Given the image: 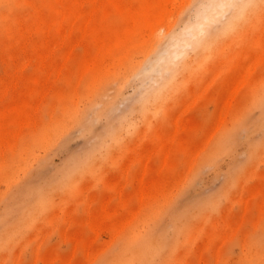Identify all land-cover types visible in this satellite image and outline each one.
I'll use <instances>...</instances> for the list:
<instances>
[{
	"label": "rangeland",
	"instance_id": "1",
	"mask_svg": "<svg viewBox=\"0 0 264 264\" xmlns=\"http://www.w3.org/2000/svg\"><path fill=\"white\" fill-rule=\"evenodd\" d=\"M102 1L103 48L96 0H0V264H114L129 243L150 245L135 264H264V2L145 89L189 0Z\"/></svg>",
	"mask_w": 264,
	"mask_h": 264
},
{
	"label": "clouds",
	"instance_id": "2",
	"mask_svg": "<svg viewBox=\"0 0 264 264\" xmlns=\"http://www.w3.org/2000/svg\"><path fill=\"white\" fill-rule=\"evenodd\" d=\"M254 3L255 0H189L169 21V28L155 31L152 51L133 79L151 89L192 54L207 51L216 40L235 32Z\"/></svg>",
	"mask_w": 264,
	"mask_h": 264
},
{
	"label": "bare ground",
	"instance_id": "3",
	"mask_svg": "<svg viewBox=\"0 0 264 264\" xmlns=\"http://www.w3.org/2000/svg\"><path fill=\"white\" fill-rule=\"evenodd\" d=\"M169 1V0H168ZM87 4L93 5L94 6V10L88 14H84L83 17L85 19V21L89 24H93L96 23V19L98 16H101V22L99 23V25L94 26L91 30H92V34H94L97 38L98 41L100 43V46L103 48L105 47L109 40L110 37L107 36L109 32H113V28L109 27L106 24V20L109 19L110 14L109 11L106 8L105 3L102 0H96V2H87ZM153 5H155L153 2H149L148 6H147V11H145L142 15H140L139 13L136 12V10L134 8H132L131 6L128 8L127 10V14L128 17L131 18L132 20L137 19L139 16H142L143 18H151V9L153 8ZM70 14V10L68 9L65 12V15L68 16ZM158 23L163 22V17H159L157 19ZM157 23V24H158ZM20 37L23 38V46L25 48H29L30 46V42L28 39V33L26 31V29H23V27H20ZM21 38V41H22ZM112 54L111 50H106L103 51V53L99 52L97 54H92V58L90 57V53L86 51V57H90L89 60H92V63L94 64H99L105 57H108L109 55ZM20 113L22 114V118L19 119L18 123L16 122L15 124L12 125H3L1 127V131L5 133L6 136H8V138L11 137H15L16 134L14 133L13 128L17 130L20 127H25L28 126L31 122V117L27 114L26 109L22 108L20 110ZM26 118V119H25ZM22 130V129H21ZM12 135H10V134ZM7 143V142H4ZM150 245L148 244L146 247H134L133 243H129L124 247V253L123 255H120L118 258L113 259V262H115L114 264H135L140 263L142 259H144L145 255L150 254Z\"/></svg>",
	"mask_w": 264,
	"mask_h": 264
}]
</instances>
